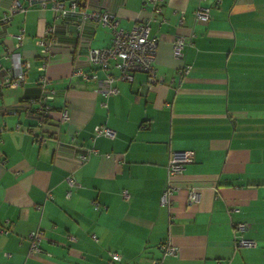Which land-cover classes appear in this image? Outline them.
Instances as JSON below:
<instances>
[{
    "label": "crops",
    "instance_id": "crops-1",
    "mask_svg": "<svg viewBox=\"0 0 264 264\" xmlns=\"http://www.w3.org/2000/svg\"><path fill=\"white\" fill-rule=\"evenodd\" d=\"M19 1L26 10L6 27L24 28L18 51L30 66L15 87L6 84L5 57L14 39L0 31V264H264V0H163L159 13L145 0H77V9L108 11L124 29L149 24L158 38L151 85L142 71L104 81L118 74L112 63L98 80L70 76L74 65L93 67L88 47L109 45L111 28L86 19L65 29L49 1ZM11 2L0 0V17ZM199 4L210 7L207 21L194 19ZM177 35L190 39L183 58L173 53ZM42 75L55 95L41 123L38 103H28ZM62 108L69 118L58 124ZM101 124L114 136L94 137ZM75 146L91 149L86 160ZM174 150H191L194 160L173 177L169 207L159 201ZM70 172L77 186L65 181ZM189 189L197 201L187 200ZM237 221L255 245H236ZM36 227L42 251L29 255ZM164 240L175 254L163 256Z\"/></svg>",
    "mask_w": 264,
    "mask_h": 264
},
{
    "label": "built area",
    "instance_id": "built-area-1",
    "mask_svg": "<svg viewBox=\"0 0 264 264\" xmlns=\"http://www.w3.org/2000/svg\"><path fill=\"white\" fill-rule=\"evenodd\" d=\"M50 2L51 8L59 14L63 19V25L65 29L68 27V23L71 21H76L78 27H81L86 19H92L94 22L103 23L111 28V41L109 45L103 47H88V63L93 67L90 70H85L78 65H74L71 69L70 76L77 77L80 82H85L88 80H98L97 71H107L112 63L118 70V74L113 76L106 74L104 81L110 83L113 79H123L126 81H132L133 73L136 71H142L146 73V84L151 85L158 81L154 61L156 56V49L158 38L150 36V28L147 22H136L130 29H124L119 25V21L115 15L108 11H100L95 9L93 11L85 12L82 9H77V0H39L42 7L46 5V2ZM151 4V9L154 12L159 13L162 8L163 0H145ZM12 4L8 9L1 14L0 17V27L1 32L4 34L12 36L14 39V46L12 51L9 50L5 54V57L9 59L10 62V76L6 79V84L9 87H15L19 84H22L25 79V73L29 69V62L22 57V54L19 48L23 44L24 37V28H20L17 33H9L7 27L10 23L12 14L15 12H24L26 8L21 4L19 0H13ZM194 12V19L198 21H207L210 18V7L202 6L199 4L196 6ZM183 18L181 14L179 16L180 21ZM50 34V40L48 44H45L43 47L44 51L49 52L53 40H55V27L52 26L48 29ZM190 43V39H187L183 35H177L173 41V53L174 56L178 58H183V48L185 45ZM189 65L184 64L178 70L181 75L188 72ZM49 79L47 76L42 75L38 79V96L36 99H31L28 103L31 105L33 102H37V109L39 111V122L45 120L46 116L50 114L51 105L48 103V100L54 97L55 93L53 89L47 88ZM116 92L115 87H109L106 94H112ZM69 116L67 110L62 108L59 111L58 124H62L65 120H68ZM2 130V126L0 127ZM94 137L98 135H104L107 137H113L114 131L111 127L106 124H101L94 129ZM36 140L40 143L44 141L43 135H36ZM74 147V146H73ZM76 147V146H75ZM79 149L77 152L78 159L84 161L87 159L91 149L88 147H76ZM194 160V155L191 150H174L169 152L168 160L166 165V176L164 180L163 187L161 189L160 201L162 204L171 206L172 205V195L174 193L175 186L172 183L173 177L182 173L185 164L190 163ZM65 181L70 187L78 185V182L74 175L70 172L65 176ZM70 190L65 194L67 197L70 196ZM123 194L127 195V192L123 190ZM48 197H52V194L48 192ZM188 201H197L198 194L193 189L188 190ZM97 202L94 203L96 205ZM234 241L237 246H252L255 245V242L251 239L243 237L241 234H238L244 231L247 228V223L242 221H237L232 223ZM41 227H36L27 233V240L29 244L28 254L37 255L42 249L40 242L43 238L44 231ZM2 232L9 231L8 228H1ZM94 236V235H93ZM163 250V256L173 255L177 252V249L172 245L168 240H164L161 243ZM111 260L119 259V254L117 252L111 251ZM160 258H153L150 260V264H161Z\"/></svg>",
    "mask_w": 264,
    "mask_h": 264
},
{
    "label": "water",
    "instance_id": "water-1",
    "mask_svg": "<svg viewBox=\"0 0 264 264\" xmlns=\"http://www.w3.org/2000/svg\"><path fill=\"white\" fill-rule=\"evenodd\" d=\"M68 25L71 30H76L77 28L76 21H71V23L69 22Z\"/></svg>",
    "mask_w": 264,
    "mask_h": 264
},
{
    "label": "trees",
    "instance_id": "trees-1",
    "mask_svg": "<svg viewBox=\"0 0 264 264\" xmlns=\"http://www.w3.org/2000/svg\"><path fill=\"white\" fill-rule=\"evenodd\" d=\"M77 5L81 8L82 7V5H81V3L80 2H77ZM48 119V116H46V118H45V121Z\"/></svg>",
    "mask_w": 264,
    "mask_h": 264
}]
</instances>
